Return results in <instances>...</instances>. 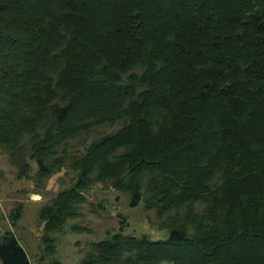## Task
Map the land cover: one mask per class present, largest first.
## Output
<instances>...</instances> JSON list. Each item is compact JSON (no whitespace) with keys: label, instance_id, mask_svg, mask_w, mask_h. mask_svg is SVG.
Listing matches in <instances>:
<instances>
[{"label":"trees","instance_id":"obj_1","mask_svg":"<svg viewBox=\"0 0 264 264\" xmlns=\"http://www.w3.org/2000/svg\"><path fill=\"white\" fill-rule=\"evenodd\" d=\"M0 142L19 177L72 175L48 255L102 185L169 237L123 217L81 264H264V0H0ZM0 264H33L1 226Z\"/></svg>","mask_w":264,"mask_h":264},{"label":"rangeland","instance_id":"obj_2","mask_svg":"<svg viewBox=\"0 0 264 264\" xmlns=\"http://www.w3.org/2000/svg\"><path fill=\"white\" fill-rule=\"evenodd\" d=\"M34 175L36 166L32 163ZM18 168L8 154L0 152V226L13 230L27 248L33 264H81L92 242L99 241L121 226V219L129 221L126 233L147 234L153 240L169 237L167 229H161L155 211H147L143 205L132 207L130 196L123 191L97 185L86 193L81 203L80 216L69 221L64 230L54 234L57 251L54 255L45 252L43 240L44 223L40 218L41 208L71 185V174L51 176L38 185L36 180L19 177ZM38 190V191H37ZM22 203L20 217L14 221L12 210Z\"/></svg>","mask_w":264,"mask_h":264},{"label":"built area","instance_id":"obj_3","mask_svg":"<svg viewBox=\"0 0 264 264\" xmlns=\"http://www.w3.org/2000/svg\"><path fill=\"white\" fill-rule=\"evenodd\" d=\"M2 150V145H1V142H0V151Z\"/></svg>","mask_w":264,"mask_h":264}]
</instances>
